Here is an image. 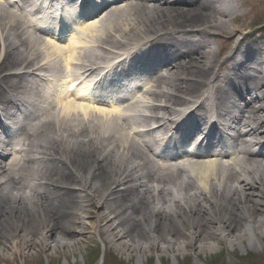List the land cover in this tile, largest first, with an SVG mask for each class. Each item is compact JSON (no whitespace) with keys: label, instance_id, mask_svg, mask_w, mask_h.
<instances>
[{"label":"bare ground","instance_id":"bare-ground-1","mask_svg":"<svg viewBox=\"0 0 264 264\" xmlns=\"http://www.w3.org/2000/svg\"><path fill=\"white\" fill-rule=\"evenodd\" d=\"M9 7L0 0V100L19 97L22 109L34 112L15 124L17 142L11 143L10 156L2 159L0 154V257L10 250L23 258L36 239L47 251L67 246L60 236L74 234L81 209L89 226L87 201L90 208L105 211L96 219L95 231L99 233L102 220L108 243L137 252L138 264L144 261L147 239L159 249V241L169 237L172 255L176 237L190 234L191 242L204 241L218 228L233 237L232 245L242 243L243 237L261 240L264 60L250 74L244 64L226 65L235 82L222 95L223 81L214 77L218 37L240 33L230 26L233 0H128L121 8L104 9L100 20L80 23L79 33L67 42L54 34L42 42L27 14ZM145 46L161 49L157 58L164 60L162 72H155L139 96L132 95L123 107L117 101L89 98L87 83L76 84L90 75L101 88L109 62L123 53L126 58L137 51L145 55ZM56 66L72 70L73 82L67 86L63 77L54 98L51 85H29L39 71L44 78L56 77ZM13 68L28 73L9 72ZM205 85L211 88L200 93ZM192 104L199 105L183 113ZM234 109L238 114L232 120ZM191 117L193 138H212L232 124L236 137L223 153L184 151L180 162L169 163L156 150ZM207 117H213L211 127L205 125ZM41 120L44 125H38ZM21 140L28 141L26 149ZM0 141H11L1 123ZM123 239L132 245H124ZM171 264H176L175 255Z\"/></svg>","mask_w":264,"mask_h":264},{"label":"rangeland","instance_id":"rangeland-1","mask_svg":"<svg viewBox=\"0 0 264 264\" xmlns=\"http://www.w3.org/2000/svg\"><path fill=\"white\" fill-rule=\"evenodd\" d=\"M234 2L237 8L233 14L234 20L230 21V26L238 28L240 33H251L250 36H254L256 39L255 46H258L259 37L264 39V0H234ZM256 22L261 25V28L255 31L253 27ZM238 36L239 34L234 36L231 34L221 35L218 37L219 47L224 46L223 43L225 42H235L241 38ZM214 46L218 47V44L215 43ZM221 58H223L222 54ZM79 195L82 196L81 198L84 196L81 193ZM99 203L100 200L98 199L97 205ZM86 205H88L92 216L89 220V226L85 221V213L81 209L77 212L76 226L72 228L74 234L70 236L61 234L60 236V239L68 247L65 245L64 247L55 246L47 251L44 250V244L36 239L35 246L28 248V252L25 253L23 258H20L17 254L12 255L10 250L3 251L4 256L0 257V264L3 262L7 264H98L100 261L97 258L100 253H104L102 264H138L137 252L125 251L120 243H117V245L123 250L118 249L116 244L110 245L108 243L102 220L99 221L101 225L99 233L95 231V221L99 216L105 214V211L97 206L90 208L89 201ZM109 217L111 216L109 215ZM261 218L264 220V213ZM260 230L263 232L261 233V240L255 238V240L247 241L243 237V242L239 245H232L229 241L233 237L228 235L227 231H222L219 228L214 230L215 235L213 238L204 241L191 242L190 234H187L186 237L178 236L173 244L176 247V251L173 252L176 257V264H264V228L261 227ZM237 235L242 237L243 232L239 231ZM221 236H224V240ZM151 240L144 241L147 251H145V258L141 264H171L173 255L167 249L170 241L169 237L166 241H159L157 244L160 247L159 249L150 245ZM122 243L127 247L132 245L129 239H123ZM69 245L74 246L70 247Z\"/></svg>","mask_w":264,"mask_h":264}]
</instances>
